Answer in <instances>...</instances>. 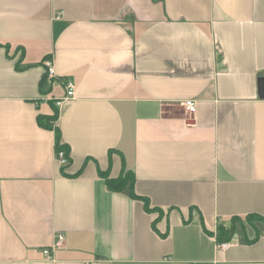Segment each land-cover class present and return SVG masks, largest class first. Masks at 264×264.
Listing matches in <instances>:
<instances>
[{
	"label": "crops",
	"instance_id": "0c3cea01",
	"mask_svg": "<svg viewBox=\"0 0 264 264\" xmlns=\"http://www.w3.org/2000/svg\"><path fill=\"white\" fill-rule=\"evenodd\" d=\"M92 261L264 264V0H0V264Z\"/></svg>",
	"mask_w": 264,
	"mask_h": 264
},
{
	"label": "built area",
	"instance_id": "2783aa9c",
	"mask_svg": "<svg viewBox=\"0 0 264 264\" xmlns=\"http://www.w3.org/2000/svg\"><path fill=\"white\" fill-rule=\"evenodd\" d=\"M44 66L46 69V76L51 86L54 85L55 80V72L51 63L50 59H46L44 61ZM64 87V94L62 98L55 99V104L59 105L63 100L70 99L74 97L75 93V85L71 81H65L63 83ZM180 105L189 113H193L196 110V102L193 99H185L180 102ZM55 156L58 161V164L60 166H66L69 163L68 156L66 155L64 150H58L55 151ZM64 233L59 232L56 234V238L54 243L48 247L43 249V253L49 258L51 256L52 251L55 248L60 247L64 242ZM231 244V241H223V242H217L216 241V247L219 249H225ZM89 264H99L98 261H92Z\"/></svg>",
	"mask_w": 264,
	"mask_h": 264
},
{
	"label": "trees",
	"instance_id": "16d2710c",
	"mask_svg": "<svg viewBox=\"0 0 264 264\" xmlns=\"http://www.w3.org/2000/svg\"><path fill=\"white\" fill-rule=\"evenodd\" d=\"M55 118H56V110H54V112L50 115L39 114L37 116V121L40 126L51 129L53 127L51 120H55ZM58 150H64L66 155H68V148L65 144L60 143L59 133L56 130L55 151ZM103 176L105 177L107 188L111 191L114 192L121 191L125 187L128 181L130 182V186H131L132 178L130 175L126 173H122L115 178H110L106 174H104ZM130 196L132 198H138V195H136L132 190H130ZM144 206L146 210H150L146 202H144ZM252 218H254L253 215L246 216L247 220H252ZM233 233H234L233 223L230 224L228 227H225L223 225H218L215 233V240L217 242L229 241Z\"/></svg>",
	"mask_w": 264,
	"mask_h": 264
},
{
	"label": "rangeland",
	"instance_id": "374dc122",
	"mask_svg": "<svg viewBox=\"0 0 264 264\" xmlns=\"http://www.w3.org/2000/svg\"><path fill=\"white\" fill-rule=\"evenodd\" d=\"M51 122H52V125H53V123H54V120H51Z\"/></svg>",
	"mask_w": 264,
	"mask_h": 264
}]
</instances>
